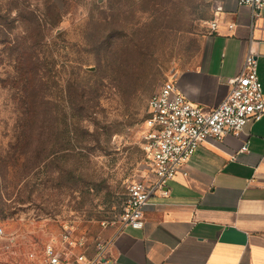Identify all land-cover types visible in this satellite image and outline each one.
Segmentation results:
<instances>
[{
	"label": "rangeland",
	"instance_id": "obj_1",
	"mask_svg": "<svg viewBox=\"0 0 264 264\" xmlns=\"http://www.w3.org/2000/svg\"><path fill=\"white\" fill-rule=\"evenodd\" d=\"M213 17L210 0H0V264L107 250L129 184L151 174L149 100Z\"/></svg>",
	"mask_w": 264,
	"mask_h": 264
},
{
	"label": "crops",
	"instance_id": "obj_2",
	"mask_svg": "<svg viewBox=\"0 0 264 264\" xmlns=\"http://www.w3.org/2000/svg\"><path fill=\"white\" fill-rule=\"evenodd\" d=\"M210 2L218 30L209 29L196 61L176 73L190 101L206 111L221 103L249 49L257 53L264 93V7L255 13L237 0ZM245 142L249 149L241 152ZM185 171L149 197L143 228L118 229L90 262L264 264V115L239 137L202 143Z\"/></svg>",
	"mask_w": 264,
	"mask_h": 264
},
{
	"label": "built area",
	"instance_id": "obj_3",
	"mask_svg": "<svg viewBox=\"0 0 264 264\" xmlns=\"http://www.w3.org/2000/svg\"><path fill=\"white\" fill-rule=\"evenodd\" d=\"M240 6H250L255 13L264 7V0H237ZM231 24L229 29L234 30ZM218 30V22L210 24ZM229 91L221 103L206 111L192 103L188 95L171 78L161 83L149 100L146 128L143 131V149L153 177L132 181L119 217V229L144 227V210L149 197L159 193L165 182L176 173L187 175L186 166L202 143L219 144L228 135L239 137L250 121H259L264 115V93L258 75V58L249 49L239 75L229 79ZM249 149L247 142L241 152ZM3 229L0 227V234ZM65 238L68 240L69 235ZM51 264H58L62 255L49 247ZM81 256L79 261H83ZM88 264H92L89 261Z\"/></svg>",
	"mask_w": 264,
	"mask_h": 264
},
{
	"label": "trees",
	"instance_id": "obj_4",
	"mask_svg": "<svg viewBox=\"0 0 264 264\" xmlns=\"http://www.w3.org/2000/svg\"><path fill=\"white\" fill-rule=\"evenodd\" d=\"M28 120H30L29 118H28ZM27 120V121H28ZM31 125H30V122L28 121L27 123H25V125H24V127H23V135H24V138H23V140L24 141H26L27 140V135H28V129H29V127H30Z\"/></svg>",
	"mask_w": 264,
	"mask_h": 264
},
{
	"label": "water",
	"instance_id": "obj_5",
	"mask_svg": "<svg viewBox=\"0 0 264 264\" xmlns=\"http://www.w3.org/2000/svg\"><path fill=\"white\" fill-rule=\"evenodd\" d=\"M177 77V74H175L172 78H176Z\"/></svg>",
	"mask_w": 264,
	"mask_h": 264
}]
</instances>
